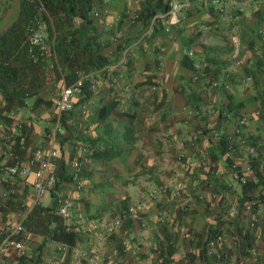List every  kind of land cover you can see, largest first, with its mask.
Segmentation results:
<instances>
[{
  "label": "crops",
  "instance_id": "0c3cea01",
  "mask_svg": "<svg viewBox=\"0 0 264 264\" xmlns=\"http://www.w3.org/2000/svg\"><path fill=\"white\" fill-rule=\"evenodd\" d=\"M101 1L96 52L85 67L96 87L73 93L62 135L52 144L45 137L54 121L53 100L73 80L75 67L54 65V56L27 76L33 78L32 93L23 106L8 116L0 113V194L6 193L0 232L4 221L25 214L33 196L32 176L15 178L1 167L10 163L3 148L14 120L21 118L26 139L22 148L15 145L16 159L24 162L39 145L56 151L49 171L58 181L56 192L71 200L69 227L76 243L61 249V243L44 237L40 247V230L24 224L21 243L27 255L19 259L9 251L1 264H84L79 251L92 254L95 264H264V221L258 240L247 228L250 212L256 222L264 220L259 203L264 195V0H191L137 43L146 26L145 9L163 12L166 0L163 6L149 0L146 8V0ZM235 41L237 68L229 57ZM125 48L128 54L119 64ZM187 50L210 65L196 80ZM94 57L111 69L100 70ZM209 77L227 80L229 89L212 88ZM155 78L161 81L151 90ZM4 102L0 94V107ZM232 113L247 118L239 135L233 133ZM219 140L235 146L227 161L219 154ZM74 156L81 161L79 186L73 180ZM250 179L254 185L245 195L257 202L246 210L250 199L242 198L238 180ZM53 201L49 192L40 207ZM104 225L113 226L110 234ZM218 229L225 234L223 259L204 244ZM124 238L130 242L126 249Z\"/></svg>",
  "mask_w": 264,
  "mask_h": 264
},
{
  "label": "built area",
  "instance_id": "2783aa9c",
  "mask_svg": "<svg viewBox=\"0 0 264 264\" xmlns=\"http://www.w3.org/2000/svg\"><path fill=\"white\" fill-rule=\"evenodd\" d=\"M211 2L218 4V0H211ZM191 3V0H166L167 9L163 12L155 13L147 20L146 26L142 32L138 35L135 40L136 43L142 40L145 37L150 36L154 26L157 22L167 21L170 22L177 12H180L182 9L187 8ZM42 10L39 6L38 11ZM99 15L98 11H93L92 16L96 17ZM135 16H133L134 18ZM73 20H78L77 17H74ZM45 22L40 17H34L25 28V52L30 63L38 64L49 56H53L50 47L48 46L45 40ZM128 54V49L125 48L120 53V58L118 60L119 64L125 62L126 56ZM185 56L191 60L192 75L191 79L196 80L199 76L203 75L209 68L210 65L208 62L200 59H195L193 52L191 50L185 51ZM232 64L236 68L240 66L241 60L239 59V45L238 42H234L231 52ZM111 69V65L101 66L100 70ZM244 80H250L249 76H246ZM160 78H155L153 84L151 85V90H155L159 83ZM208 83L212 88H221L222 90L229 89V82L227 80L219 81L215 78L208 79ZM85 85L87 90H93L96 87V82L93 79H90L89 72L82 70H75V76L72 81L62 85L53 100V117L54 121L45 134L46 140L49 144H52L54 140L62 135L63 127L60 125L62 115L69 112L72 109V95L74 92L78 91ZM246 124V118L244 116H239L235 119L233 124V133L239 135L242 127ZM7 143L3 148L4 156L10 161L8 164H3L1 167L4 172L9 176L15 178L25 179L28 176H32V190L33 196L31 199L30 205L25 209L22 215H19L17 219L6 220L2 223L1 232H0V264L2 263V258L9 251H12L16 258H23L27 255L26 250L24 249L21 243V236L24 232V218L33 208L40 206L41 199L47 195L53 187L54 178L49 171V165L51 159L56 157V151L49 149L44 151V149L39 145L36 146L27 156L24 162H21L16 159L15 156V145L19 148L25 144L26 133L24 130V122L21 118H16L14 120L13 129L8 135ZM12 138V139H11ZM11 139V140H10ZM235 146L232 141L228 140L226 144V149L223 152V157H230L234 152ZM249 154L253 155L254 149H248ZM81 161L77 156H74L71 159V167L73 170V180L76 183V186L80 185V167ZM33 166V168H31ZM245 181V180H243ZM3 181L0 178V184ZM9 185L12 186V182H9ZM14 190L12 188L8 189V193H12ZM56 199V214H58L62 220V223L66 228L70 226L71 220V200L59 195L57 192H54ZM0 209L2 207V198L6 196L5 192L0 194ZM256 200H250L245 204L246 210H251L252 205L256 204ZM264 204V202H263ZM234 208L228 210V214L234 215ZM247 222V228L252 233V238L258 240L260 238V229L257 226L255 217H252ZM104 230L107 234H110L113 230L112 225H104ZM231 240L238 239L237 236L231 235ZM225 234L222 229H218L213 233L207 234L204 238V244L208 250L216 253L221 259L226 256L220 250L224 247ZM129 240L124 238L121 240V245L124 249L129 247ZM66 244L61 243L59 248H66ZM78 257L84 264H95L94 256L85 251H79ZM47 264V263H42Z\"/></svg>",
  "mask_w": 264,
  "mask_h": 264
},
{
  "label": "trees",
  "instance_id": "16d2710c",
  "mask_svg": "<svg viewBox=\"0 0 264 264\" xmlns=\"http://www.w3.org/2000/svg\"><path fill=\"white\" fill-rule=\"evenodd\" d=\"M96 1L19 0L17 16L0 32V94L5 101L3 106L0 107V113H6L5 115L8 116L10 111L16 112L19 107L23 106L26 97L32 93L30 80L33 78L29 79L28 77L33 76L32 74L39 66V63L32 64L27 58L25 52V28L34 17H40L45 22V40L49 44L52 55L56 56L60 63L72 64L75 70H87L85 68L86 65L91 64L90 61L93 60L90 55H95L96 52L94 49L95 26L91 18V12ZM161 3H163L161 0H157L155 4L159 5ZM148 4H150V1L146 0L144 8ZM39 6L42 8L40 11H38ZM161 6L163 5L161 4ZM163 9L165 10L166 6ZM145 11L146 16L155 12L153 8L151 11L148 9ZM74 17L79 20L76 26L73 22ZM94 58L96 59V57ZM96 62L102 66L101 58L96 59ZM94 65L92 63L90 66L93 67ZM186 65L190 66V63ZM82 88L86 90L85 85ZM228 109L231 110L230 108ZM228 109L226 110L229 111ZM66 114L68 112L63 114L61 118L60 125L62 127L65 125ZM232 116L235 119L239 117L235 113H232ZM0 117H2L1 114ZM3 119L8 120L7 117H3ZM226 144L227 142L224 143L223 140L217 142V147L220 148V155H223ZM224 159L227 161L229 157ZM235 176L239 179L241 176L240 172L236 171ZM238 182L242 189V198L255 199L254 196L245 195V192L254 185L252 180L243 182L238 180ZM58 189V181L55 180L50 191L54 200L52 206L35 207L23 222L27 227L29 226L35 231L36 229L40 230L43 235L39 244L40 247L45 242L44 237L68 246H73L76 243V233L70 227L66 228L60 216L56 214L57 203L54 192ZM263 202L264 195H261L259 196V203ZM255 206L256 204L252 205V208Z\"/></svg>",
  "mask_w": 264,
  "mask_h": 264
},
{
  "label": "rangeland",
  "instance_id": "374dc122",
  "mask_svg": "<svg viewBox=\"0 0 264 264\" xmlns=\"http://www.w3.org/2000/svg\"><path fill=\"white\" fill-rule=\"evenodd\" d=\"M101 0H97L96 1V4L94 5V8L92 9V12L95 10V11H98L99 12V15L98 16H96V17H93L92 16V12H91V18H92V20H93V25L95 26L94 28H95V31L98 29V22L101 20V17H102V15H103V9L101 10ZM161 4H163V3H161ZM18 6H19V0H0V32L5 28V27H7L10 23H11V21H13L14 20V18L17 16V14H18V11H16L17 10V8H18ZM145 10H147V9H145ZM17 12V13H16ZM135 15V14H134ZM153 15V14H152ZM152 15H144V16H146V17H144L143 19L145 20L144 21V23L146 24L147 23V20L150 18V16H152ZM136 17H137V15H135ZM136 17H135V19H136ZM142 19V18H141ZM73 22H74V25L76 26L77 24H78V21L77 20H73ZM4 23H8V25H4ZM95 36H96V32H95ZM96 38V37H95ZM48 44V43H47ZM49 45V44H48ZM231 50L229 51V57L231 56ZM232 60V59H231ZM53 62H54V65H55V63L57 64V65H59L60 63H59V60L57 59V57L56 56H54L53 57V60H52ZM39 63H41V62H39ZM54 65H53V67H54ZM239 67V66H238ZM237 68V67H236ZM54 70H55V68H54ZM250 80H251V77H250ZM250 80H248V81H250ZM237 115V114H236ZM239 116H243V115H239ZM245 117V116H244ZM246 118V117H245ZM246 121H247V118H246ZM243 129V128H242ZM61 136V135H60ZM251 175V174H250ZM250 175H248V176H250ZM251 177V176H250ZM253 177V176H252ZM264 220H262V219H259V222H257V226H259V229H260V226H262V222H263Z\"/></svg>",
  "mask_w": 264,
  "mask_h": 264
}]
</instances>
